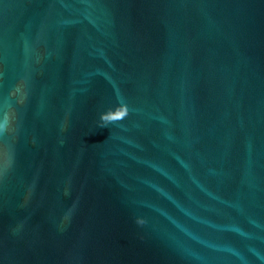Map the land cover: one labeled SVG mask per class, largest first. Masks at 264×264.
Returning a JSON list of instances; mask_svg holds the SVG:
<instances>
[{
	"label": "water",
	"instance_id": "water-1",
	"mask_svg": "<svg viewBox=\"0 0 264 264\" xmlns=\"http://www.w3.org/2000/svg\"><path fill=\"white\" fill-rule=\"evenodd\" d=\"M0 264H264V0H0Z\"/></svg>",
	"mask_w": 264,
	"mask_h": 264
}]
</instances>
